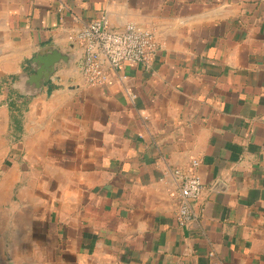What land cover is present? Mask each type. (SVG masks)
<instances>
[{
  "label": "crops",
  "instance_id": "crops-1",
  "mask_svg": "<svg viewBox=\"0 0 264 264\" xmlns=\"http://www.w3.org/2000/svg\"><path fill=\"white\" fill-rule=\"evenodd\" d=\"M103 17L164 52L89 88L68 36ZM0 91L5 158L30 160L0 188V264H264V0H0ZM193 158L181 228L171 172Z\"/></svg>",
  "mask_w": 264,
  "mask_h": 264
},
{
  "label": "built area",
  "instance_id": "built-area-1",
  "mask_svg": "<svg viewBox=\"0 0 264 264\" xmlns=\"http://www.w3.org/2000/svg\"><path fill=\"white\" fill-rule=\"evenodd\" d=\"M74 25L78 30L68 38L83 48L82 76L89 88L104 87L110 75L124 65L149 68L164 52L153 28L127 24L122 30H114L105 17L86 24L75 20ZM199 166L200 161L193 158L184 168L171 172L175 185L172 195L177 201L176 220L181 228L196 218L195 205L203 190L197 173Z\"/></svg>",
  "mask_w": 264,
  "mask_h": 264
},
{
  "label": "rangeland",
  "instance_id": "rangeland-1",
  "mask_svg": "<svg viewBox=\"0 0 264 264\" xmlns=\"http://www.w3.org/2000/svg\"><path fill=\"white\" fill-rule=\"evenodd\" d=\"M0 100H3V92H2V97L0 95ZM3 116L5 118V114H3V107H2L0 108V188L2 187V189H3V182H5V175L7 174L6 173L7 170H10L16 167H22L24 168V170L28 168V170L30 171V165H29L30 160H28L27 158H23V157L20 158L19 156L5 158L6 152H9L10 155H19L20 151H17L16 149L9 150L7 147H3V133H4ZM28 178H29L28 180L29 185L26 184L25 188H27V191H25V195L23 196L24 204H25L24 209H23V216H24L25 221L27 220L29 216H31L34 213V210L31 208V204L33 201L32 199L34 197L32 191L30 190L31 175H29ZM7 182L13 188L16 186L15 182L11 181V179H9ZM44 213H46V211ZM0 248L3 251V243H1V240H0Z\"/></svg>",
  "mask_w": 264,
  "mask_h": 264
},
{
  "label": "trees",
  "instance_id": "trees-1",
  "mask_svg": "<svg viewBox=\"0 0 264 264\" xmlns=\"http://www.w3.org/2000/svg\"><path fill=\"white\" fill-rule=\"evenodd\" d=\"M12 81H14V79L10 80V82H12ZM24 101H26V100H24ZM24 104H28V102L26 101ZM9 106H10L9 110L15 114V119H16L15 122H16V124H19V119H18L19 118V113L16 110L17 103L13 102ZM17 131H20L19 127H17Z\"/></svg>",
  "mask_w": 264,
  "mask_h": 264
}]
</instances>
